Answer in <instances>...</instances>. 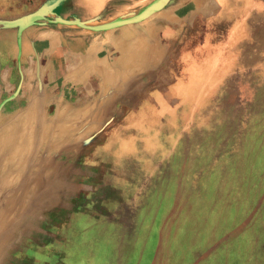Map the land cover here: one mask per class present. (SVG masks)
Listing matches in <instances>:
<instances>
[{"label":"rangeland","instance_id":"rangeland-1","mask_svg":"<svg viewBox=\"0 0 264 264\" xmlns=\"http://www.w3.org/2000/svg\"><path fill=\"white\" fill-rule=\"evenodd\" d=\"M179 54L125 60L137 80L91 71L0 107V264H264V62L229 108L162 112L151 90L186 71ZM88 197L98 206L84 209Z\"/></svg>","mask_w":264,"mask_h":264},{"label":"crops","instance_id":"crops-1","mask_svg":"<svg viewBox=\"0 0 264 264\" xmlns=\"http://www.w3.org/2000/svg\"><path fill=\"white\" fill-rule=\"evenodd\" d=\"M15 1L17 13L0 12V94H8L0 107L10 104L20 108L36 91L41 94L65 82L76 85L91 71L99 72L89 76L93 81L137 80L134 70L123 69L124 61L136 66L137 57L148 55L153 59L147 61L149 68L150 63H164L161 57L169 55L170 47L180 53L177 63L185 59L187 68L165 90L154 86L150 91L156 103L153 108H162V112L170 108H229L238 96L233 88L244 86L237 81L261 75V16L255 21L253 15L263 12L264 0ZM35 14L33 20L22 23ZM193 42L201 56H189ZM145 78L147 75L141 77ZM167 93L174 100L166 101ZM33 103L37 108L38 101ZM260 145L261 139L256 143L257 152H261ZM231 156L227 161L233 160ZM250 186L247 182V189L241 190L246 193L245 202L247 194L255 191ZM224 191H231L230 187ZM82 203L86 210L98 206L93 197ZM244 206L249 213V207Z\"/></svg>","mask_w":264,"mask_h":264},{"label":"water","instance_id":"water-1","mask_svg":"<svg viewBox=\"0 0 264 264\" xmlns=\"http://www.w3.org/2000/svg\"><path fill=\"white\" fill-rule=\"evenodd\" d=\"M44 9H45V8H44ZM37 16H38V14H35V15L29 17V18H28L27 20H25V21L22 19V21H23L22 23H27L28 20H33V19H34L35 17H37ZM17 23L19 24L20 22H17Z\"/></svg>","mask_w":264,"mask_h":264}]
</instances>
